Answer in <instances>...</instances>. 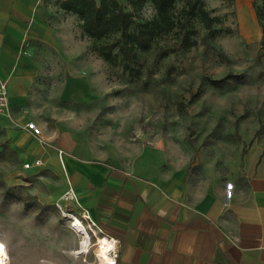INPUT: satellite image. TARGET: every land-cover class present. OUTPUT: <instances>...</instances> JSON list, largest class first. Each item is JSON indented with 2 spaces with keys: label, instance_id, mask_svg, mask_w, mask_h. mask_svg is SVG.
I'll list each match as a JSON object with an SVG mask.
<instances>
[{
  "label": "rangeland",
  "instance_id": "rangeland-1",
  "mask_svg": "<svg viewBox=\"0 0 264 264\" xmlns=\"http://www.w3.org/2000/svg\"><path fill=\"white\" fill-rule=\"evenodd\" d=\"M120 2L130 9L126 0ZM204 3L217 17L213 36L207 35L198 17L185 13L186 0H177L173 29L156 34L149 48L138 49L129 69L123 68L120 56L112 62L102 57L101 46L112 37H89L78 28V19L72 40L83 41L92 56L89 68L79 70L78 80L70 78L59 49L40 43L47 53L42 62L58 65L39 73L41 97L36 107L42 137L19 131L24 128L17 122L31 118L27 109L15 108L14 121L0 115V240L7 264L101 263L99 250L107 236L88 222L84 210L67 194L55 150L46 139L69 123L81 136L109 148L135 139L169 148L177 166L186 167L192 196L232 194L236 199L247 190L249 168L264 169V50L260 47L264 8L261 0ZM51 12L58 19L67 17L59 0ZM154 12L147 1L135 21L151 19ZM229 72L243 78L230 79L222 87L202 79ZM69 94L83 96L72 101L66 97ZM36 155L42 166L25 169L23 163ZM74 217L89 234L87 252L80 254L74 253L82 239L72 226Z\"/></svg>",
  "mask_w": 264,
  "mask_h": 264
},
{
  "label": "crops",
  "instance_id": "crops-1",
  "mask_svg": "<svg viewBox=\"0 0 264 264\" xmlns=\"http://www.w3.org/2000/svg\"><path fill=\"white\" fill-rule=\"evenodd\" d=\"M54 3L0 0V75L7 80L10 113L13 120L15 108L31 113L18 126L34 120L42 128L36 107L41 97L39 73L58 65L42 62L47 53L40 43L59 49L72 79L78 80L79 70L92 64L88 47L80 39L72 40L73 23L78 19L81 28V20L72 12L66 19L51 16ZM63 36L69 41L63 42ZM82 96L66 97L74 101ZM69 125L46 139L55 150L67 191L73 190L83 213L106 233L102 247L107 239L116 242V258L111 254L115 249L99 252L100 264H264L262 167L249 168L247 190L236 199L232 194L192 196L186 167L177 166L169 148L136 139L109 148ZM57 149L63 150V165ZM37 153L44 155L42 150ZM36 157L41 158L30 160Z\"/></svg>",
  "mask_w": 264,
  "mask_h": 264
},
{
  "label": "trees",
  "instance_id": "trees-1",
  "mask_svg": "<svg viewBox=\"0 0 264 264\" xmlns=\"http://www.w3.org/2000/svg\"><path fill=\"white\" fill-rule=\"evenodd\" d=\"M149 1L154 9L151 19L136 22V15L143 5ZM177 0H126L130 9H126L120 0H62L60 7L72 12L81 20V28L85 34L94 39L112 37V40L101 46L102 57L109 62L119 58L124 69L132 67L129 63L137 50L147 49L155 35L168 32L175 26L173 8ZM264 8V0H261ZM185 13L198 17L206 28L207 35L217 32L216 16H212L205 7L204 0H186ZM262 37L260 47L264 50V24H261ZM116 49L117 51H114ZM241 73H227L219 78L203 76L215 87H222L230 79L239 81Z\"/></svg>",
  "mask_w": 264,
  "mask_h": 264
},
{
  "label": "built area",
  "instance_id": "built-area-1",
  "mask_svg": "<svg viewBox=\"0 0 264 264\" xmlns=\"http://www.w3.org/2000/svg\"><path fill=\"white\" fill-rule=\"evenodd\" d=\"M0 115H4L8 119V121H14L12 116H11L10 109H9L7 80L4 79L1 75H0ZM21 127L24 128L25 130H27L28 132H30V134H32L33 136H35L37 138L42 137V128L34 120H28ZM57 154H58L60 163L63 165V161H62L63 150L57 149ZM42 164H43L42 159L39 157H36L30 161H25L23 163V166L25 169H31L34 167L39 168L42 166ZM67 192L72 196V198L75 197L74 192L71 188ZM84 215H87V217H85ZM83 216L86 219H88V222L90 224H92L94 227L98 228L100 232H103V234L106 235V233L99 226H97L95 224V222L89 217V215L87 213H83ZM114 256L116 258L117 248H116V251L114 252ZM114 262H115V260H114Z\"/></svg>",
  "mask_w": 264,
  "mask_h": 264
},
{
  "label": "bare ground",
  "instance_id": "bare-ground-1",
  "mask_svg": "<svg viewBox=\"0 0 264 264\" xmlns=\"http://www.w3.org/2000/svg\"><path fill=\"white\" fill-rule=\"evenodd\" d=\"M72 219H73L72 221H74L72 223V226L74 227V229L76 231L82 233V239L79 242L78 249L74 253L75 254H80V253L87 252V249H88V246H89V234H88L87 230L83 226L84 223H82L77 217H74ZM115 243L116 242H115V240L113 238L107 239L105 241L104 246L100 247L99 252L103 253V254H108L113 249H115V251H116L117 246L115 245ZM0 244L4 245V243L1 240H0ZM115 251H112V256L114 258H115V256H114V252ZM7 263H8V255H7V252H6L5 245H4V252L2 254H0V264H7ZM42 264H59V263L51 262V261H43ZM69 264H72V263H69Z\"/></svg>",
  "mask_w": 264,
  "mask_h": 264
},
{
  "label": "snow or ice",
  "instance_id": "snow-or-ice-1",
  "mask_svg": "<svg viewBox=\"0 0 264 264\" xmlns=\"http://www.w3.org/2000/svg\"><path fill=\"white\" fill-rule=\"evenodd\" d=\"M4 252V245L0 244V254H2Z\"/></svg>",
  "mask_w": 264,
  "mask_h": 264
}]
</instances>
